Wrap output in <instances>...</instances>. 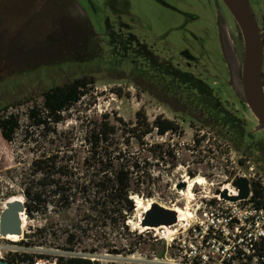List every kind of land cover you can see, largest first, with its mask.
Returning a JSON list of instances; mask_svg holds the SVG:
<instances>
[{
	"label": "rangeland",
	"instance_id": "1",
	"mask_svg": "<svg viewBox=\"0 0 264 264\" xmlns=\"http://www.w3.org/2000/svg\"><path fill=\"white\" fill-rule=\"evenodd\" d=\"M247 1L264 41V0ZM243 58L240 30L221 0H0V110L19 120L11 143L0 136V214L8 200L25 203L22 192L38 188L31 163L41 156L64 166L61 182L71 194L64 210L47 192L39 213L23 214L20 238L45 232L29 247L0 238L1 256L176 264L207 202L224 206L221 190L235 193L230 186L242 174L251 190L264 184V130L243 101ZM82 77L94 84L58 125L38 129L28 120L30 110L42 111L43 92ZM262 77L264 86V42ZM139 111L179 131L147 135L146 152L132 143L130 153L146 160L133 188L150 197L132 196L131 211L126 203L105 206L83 190L84 133L104 116L134 123ZM193 178L205 183L177 189ZM148 200L187 218L142 226Z\"/></svg>",
	"mask_w": 264,
	"mask_h": 264
},
{
	"label": "trees",
	"instance_id": "2",
	"mask_svg": "<svg viewBox=\"0 0 264 264\" xmlns=\"http://www.w3.org/2000/svg\"><path fill=\"white\" fill-rule=\"evenodd\" d=\"M94 81L87 77L77 78L61 86L50 88L43 92L42 111L32 109L28 113V120L32 121L38 129H44L49 123L58 125L62 121V116L70 111L73 106L88 93ZM7 107L0 110V136L6 143H11L16 131L19 129L18 117L7 112ZM201 121L204 128L209 129L223 140L229 141L209 122ZM118 123V124H117ZM120 125V126H118ZM156 132L163 136L167 133L177 134L178 125L169 119L157 117L152 122H148L145 114L139 111L135 115L134 123H126L122 119H116V124L110 122V118L104 116L100 122L95 123L84 133L86 156L84 158L85 185L84 193L93 196L94 199L103 200V205L128 204V210L133 209L132 196L150 197L140 190H135L133 185L139 177L140 171L144 168L146 160L130 153L132 143L135 142L142 151L145 144L144 138ZM32 168H36L39 175L38 188H27L24 190L25 213L31 217L33 213H39V207L47 205L43 196L49 192V197L55 199V207L68 209L70 207L69 198L71 194L64 188L61 179L66 176L64 166H59L58 162L51 157L41 156L31 163ZM35 189V190H34ZM252 201L257 207H262L264 199L262 192L256 184L252 185ZM13 197V196H12ZM11 198V197H10ZM46 228H38L32 234L25 235V241H21L23 246L34 245L32 239L45 232ZM73 236L70 235L67 243L73 244ZM33 259L48 260L45 255L31 256L25 253L10 255V264L22 263ZM56 264H96L88 257L70 256L66 259L58 258Z\"/></svg>",
	"mask_w": 264,
	"mask_h": 264
},
{
	"label": "built area",
	"instance_id": "3",
	"mask_svg": "<svg viewBox=\"0 0 264 264\" xmlns=\"http://www.w3.org/2000/svg\"><path fill=\"white\" fill-rule=\"evenodd\" d=\"M240 178L249 182V176L242 174L237 179ZM230 187L237 192L238 197V189L233 185ZM248 187L249 195L244 200L231 202L221 195L220 200L224 202V206L207 202L201 218L195 219L191 229L195 241L190 240L188 233L186 234L185 238L189 240L182 242L183 250L180 251L176 264H264V204L262 207L255 205L249 184ZM261 192L264 199V184H261ZM0 238L5 239L1 236ZM20 239L25 241V237ZM9 259L10 255L4 259L0 254L1 261L10 264ZM17 264L47 262L33 259Z\"/></svg>",
	"mask_w": 264,
	"mask_h": 264
},
{
	"label": "water",
	"instance_id": "4",
	"mask_svg": "<svg viewBox=\"0 0 264 264\" xmlns=\"http://www.w3.org/2000/svg\"><path fill=\"white\" fill-rule=\"evenodd\" d=\"M235 23L237 24L244 47V58L241 76V91L243 101L251 114L255 117L259 127L264 130V86H263V39L254 19L247 0H221ZM234 186L238 189V197H227L225 200L236 202L244 200L249 195L248 182L245 179H237ZM181 183L177 188L184 189ZM25 213L22 200L16 199L5 204V209L0 214V236H19L22 234V222L20 215ZM25 215V214H24ZM177 223L175 213L162 208L158 204H152L148 213L143 216L142 226L159 228L162 226L173 227ZM0 264H9L1 261Z\"/></svg>",
	"mask_w": 264,
	"mask_h": 264
},
{
	"label": "bare ground",
	"instance_id": "5",
	"mask_svg": "<svg viewBox=\"0 0 264 264\" xmlns=\"http://www.w3.org/2000/svg\"><path fill=\"white\" fill-rule=\"evenodd\" d=\"M205 182H204V180L202 179V178H193V179H191V180H189L188 182H185V183H183V184H185V186L187 187V190H190L191 188H193L194 186H196V185H203ZM185 187V188H186ZM178 189V188H177ZM178 190H181V189H178ZM225 195L227 196V197H236V192L235 193H233V194H230V193H226L225 192ZM132 199H133V197H131ZM192 199V198H191ZM135 202L137 203V206L140 204V199H137V200H135ZM148 204H147V206H146V213H148L149 211H150V209H151V205L152 204H155L153 201H151V200H148V202H147ZM140 206V205H139ZM162 208H164V209H166V210H170V211H172L173 213H176V211L174 210V208H176V207H171V208H167V207H165V206H162V205H160ZM186 210V208L183 210V211H185ZM187 213V212H186ZM22 217H23V214H21L20 215V218H21V222H22ZM187 218V217H186ZM186 218H184L183 220H180V221H178L177 220V225L178 226H180L181 225V223L183 222V221H185L186 220ZM22 229H23V226H22ZM22 235V234H21ZM21 235H19V236H14V235H7L6 237H4L6 240H12V241H17L19 238H20V236Z\"/></svg>",
	"mask_w": 264,
	"mask_h": 264
},
{
	"label": "flooded vegetation",
	"instance_id": "6",
	"mask_svg": "<svg viewBox=\"0 0 264 264\" xmlns=\"http://www.w3.org/2000/svg\"><path fill=\"white\" fill-rule=\"evenodd\" d=\"M234 56V55H233ZM234 59V58H233Z\"/></svg>",
	"mask_w": 264,
	"mask_h": 264
}]
</instances>
